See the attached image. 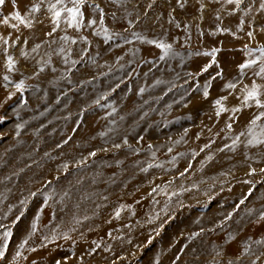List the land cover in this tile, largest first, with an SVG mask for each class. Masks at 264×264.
<instances>
[{
  "label": "rangeland",
  "instance_id": "obj_1",
  "mask_svg": "<svg viewBox=\"0 0 264 264\" xmlns=\"http://www.w3.org/2000/svg\"><path fill=\"white\" fill-rule=\"evenodd\" d=\"M49 3L0 6V264H264V144H248L264 108L244 106L241 91L253 81L264 91V78L259 64L239 70L259 55L245 45H264L262 0H86L85 26L62 19L55 31ZM17 11L30 27L11 19ZM222 96L229 111L217 116ZM53 230L70 238L42 246Z\"/></svg>",
  "mask_w": 264,
  "mask_h": 264
},
{
  "label": "snow or ice",
  "instance_id": "obj_2",
  "mask_svg": "<svg viewBox=\"0 0 264 264\" xmlns=\"http://www.w3.org/2000/svg\"><path fill=\"white\" fill-rule=\"evenodd\" d=\"M243 2H244V0H227V3L235 4L237 9L240 8V6H241V4H243ZM4 4H5V0H0V6H3ZM85 4H86V0H55V3H49L48 11L52 14V21H53V24L55 25V27L53 28V31H55V28H58L60 26L62 19H63L64 23L67 25V27H69V28L80 29V28L84 27L85 26L84 25L85 14H84L82 8ZM13 5H15V0H13ZM69 5H71V6H69ZM260 8L262 10H264V0H262ZM250 10L251 9L249 8V11ZM31 11L32 12L39 11V5L33 6ZM101 12H102V10H101ZM245 15H247V12H245ZM11 19L19 21L21 24H27L29 27L31 26V21L27 20L18 11L14 12L12 14ZM8 22H9V17H4L3 23L8 24ZM95 23H96L95 20L89 21V24H95ZM243 23H244V21H243V19H241V22H240V28L241 29H242ZM12 27H16V25L13 24ZM177 27H179V25H177ZM261 30L264 31V29H261ZM224 31H227V29H225ZM49 35H51V33H49ZM247 35L250 38H254L253 32H251V31H249L247 33ZM106 38L110 39L111 37L106 36ZM137 38H139V37H137ZM62 39L67 41L68 37H63ZM72 42L75 43V41H72ZM147 42L150 44H155L156 47L160 48L163 51L165 56L169 55V54H174L172 52V45L171 44L165 43L163 41H156V40H150ZM4 43H7V41H4ZM39 47H40V45H36V47L33 48V51H36ZM245 49H246V55L248 57H252L255 52H259V55L256 56L254 59L250 58V59L246 60L244 63L240 64L239 65L240 74L243 75L245 72V69L252 68L254 65L259 64V70L256 71L254 73V75L259 76L261 78H264V45H261L258 49H252V48H249L247 45H245ZM60 51L63 52L64 49L61 48ZM215 51L216 50L214 49L212 51V53L205 52L204 55H212L214 57ZM161 58H163V57H161ZM209 66H205L203 71H207V68ZM6 67L9 71H12L15 69V61H14L13 57H11V56L7 57ZM217 75H220V73H218ZM4 79L7 80L8 77L5 76ZM24 87H25V85H24L23 80H21L19 83L16 84L17 90L22 91L24 89ZM235 87H236V84L233 82H228L224 85V88H226V89H235ZM261 89H262V86L258 85L255 81L252 82L251 86L245 85L244 88L241 89V91L244 93V99H243L244 106H248L254 102L257 107L264 108V101L261 100V97L264 96V91H262ZM141 91H143V90H141ZM208 95H209L208 89L205 88V90L203 92V96L205 98H207ZM225 100H227V97L222 96L213 102V106L216 109V115L217 116H220L222 112L229 111V109H227L224 106ZM96 103H99V100H97ZM230 111L235 113V112L240 111V109L239 108H232ZM261 117H264V112H261L258 116L253 118L250 122V126L248 128V134L251 137V139L248 140L249 145L264 144V128H261V132L259 134L254 131V129L257 126V121ZM227 127L229 129H231L232 125L228 124ZM185 131H187V130H185ZM241 135H244V133H241ZM238 140H239V137H236L233 140V147L236 145ZM124 143L127 144V140H125ZM114 147L119 148L120 145L116 144V145H114ZM151 147H152V145H149V148H151ZM206 147H207V145H206ZM105 151H107V149H105ZM169 151H171V149H169ZM90 155L95 156L96 153L91 152ZM153 155H154V153H153ZM61 167L65 170H67L68 164L65 163ZM252 171L255 172V169H253ZM261 171L264 172V169H261ZM183 175H184V173H181V176H183ZM48 183L50 184L51 181H49ZM193 187H195V185H193ZM153 191H156V189H153ZM31 195L35 196L36 193H31ZM68 195H69L68 192L64 193V196H68ZM173 195H176V193H173ZM47 199H51V196L46 198V202H47ZM170 199H171V197H169V200ZM243 202L244 201L241 200L240 203H243ZM26 203H27V199H22L20 201L21 205H24ZM121 207H124V206H121ZM167 209H168V205L166 204L164 211L167 212ZM11 211H12V207L10 206L8 208V212L10 213ZM22 215H23V213L20 214V216H22ZM119 215H120V211L117 210L116 216L119 217ZM20 216L16 217L17 221L20 219ZM230 216H231V213L229 214V217ZM6 218H7V213L3 217H0V219H6ZM158 218H159V214H157L156 217L150 218L149 222L151 223L154 219H158ZM73 219H74V222L76 224L81 223V221L78 218L73 217ZM84 219H88V217H84ZM259 219L264 220V212H262L260 214ZM38 221H39V215L33 220L32 224L30 226L31 230L28 233L27 237H25L21 241V243L18 245V249L15 253V258H20L22 256V252H23L25 246L28 244L29 239H31L32 235H34L35 232L37 231ZM0 227H3V226L0 225ZM11 235H12L11 230L6 229L2 234V238L6 241L9 237H11ZM194 235H198V233L194 234ZM60 236H62L65 240L70 238L69 234L67 232L58 233L56 230H53L51 236H48V235L43 236L44 243L42 246L46 247L47 243L54 242ZM149 243H151V240H149ZM256 243L261 244V243H264V241H256ZM6 246L7 245H5V247ZM97 247H99V245H97ZM30 250L36 251L35 248H31ZM249 251H250V247L248 245H245L241 255L248 254ZM3 255H4L3 249H0V258H2ZM219 255H220V253L217 252V256H219ZM239 259H240V257H237L236 260H229L228 264H238ZM257 259H259V257H257ZM55 264H61V261L57 260L55 262ZM64 264H67V258L65 259ZM253 264H256V262L253 261Z\"/></svg>",
  "mask_w": 264,
  "mask_h": 264
}]
</instances>
